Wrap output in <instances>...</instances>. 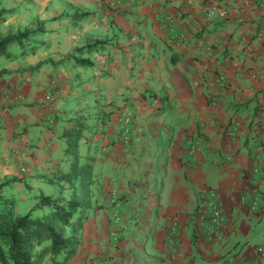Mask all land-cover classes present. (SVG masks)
Listing matches in <instances>:
<instances>
[{"label":"crops","instance_id":"1","mask_svg":"<svg viewBox=\"0 0 264 264\" xmlns=\"http://www.w3.org/2000/svg\"><path fill=\"white\" fill-rule=\"evenodd\" d=\"M94 6L71 20L75 46L71 31L33 44L26 86L0 78V150L27 188L70 198L79 179L60 178L79 132L89 208L67 264H264V0ZM96 41L89 65L54 67Z\"/></svg>","mask_w":264,"mask_h":264},{"label":"trees","instance_id":"2","mask_svg":"<svg viewBox=\"0 0 264 264\" xmlns=\"http://www.w3.org/2000/svg\"><path fill=\"white\" fill-rule=\"evenodd\" d=\"M10 10L0 9V23L5 21ZM82 16H72V20L81 19ZM65 16L54 17L48 21L36 18L32 25L22 31L8 32L0 35V56L13 61L18 57L28 54H36V46L31 45L29 50L24 46L30 44L32 38L43 36L46 33L44 25L54 23ZM104 45L103 41L86 44L75 48L63 60L54 64L61 67L71 63L74 67H83L90 64L87 58H81L83 54L99 51ZM21 49L19 54H12V47ZM39 68V65L36 66ZM0 70V78L7 74ZM80 135L77 130L67 135V147L65 153L73 157V163L69 173L60 178L71 185L79 179L78 188H73L72 195L68 200L52 198L42 195L39 198V206H48V213L39 217H33L31 213L24 215L15 214L8 207L0 210V264H44L50 260L52 264H67L74 257L79 246V229L86 220L85 214L89 208L88 183L91 176V168L88 165H79L77 146ZM80 174L81 178H78ZM82 175V176H81ZM16 182L15 179L0 183V192ZM61 258V259H58Z\"/></svg>","mask_w":264,"mask_h":264},{"label":"rangeland","instance_id":"3","mask_svg":"<svg viewBox=\"0 0 264 264\" xmlns=\"http://www.w3.org/2000/svg\"><path fill=\"white\" fill-rule=\"evenodd\" d=\"M106 2L107 0H0V9L3 8L11 11L10 14L6 15L5 21L0 23V35H4L8 32L22 31L26 27L32 25L36 18L50 19L52 17L65 16V18L68 17L67 23H62V25H60V23H58L59 21H56L47 24L46 28L50 30V37L46 39V41H42L43 39H39L40 41L32 39L30 44L24 46V49L29 50L31 45L38 44L39 42H60L63 40L61 34L64 35L70 31L73 33L72 37L71 35H67L72 40L71 46H75L76 41L73 37L75 30L74 23L72 22L73 14H82L84 10H90L91 6H94V4H97L99 8L105 6L109 10L116 8H110ZM65 18L60 21L65 20ZM55 48L57 47H52V50ZM20 50L19 47L14 46L9 49V52L18 54ZM56 50L58 49H55L52 53L58 54ZM40 55L43 56V54ZM27 56H25L26 58H19V61L16 60L14 62L0 56V70L8 72L2 76V78H18L21 79L26 86L30 81L31 72L36 70V63L39 62V56L35 58ZM18 65L22 66L16 73L7 70V68L15 69ZM8 163L9 160L6 159V154H3L0 150V183L11 181L12 179L16 180V182H10L9 185L1 190L0 210L5 207H10L15 214L24 215L26 213H31L33 217H39L48 213L50 210L48 206H39L40 196L48 195L52 198H62L59 195L58 189L60 188H57V185H53L51 188H48L46 185L41 188H27V185L22 183V179L18 177L25 173L24 167L19 166L15 171L5 166ZM9 164H12V162L10 161Z\"/></svg>","mask_w":264,"mask_h":264},{"label":"built area","instance_id":"4","mask_svg":"<svg viewBox=\"0 0 264 264\" xmlns=\"http://www.w3.org/2000/svg\"><path fill=\"white\" fill-rule=\"evenodd\" d=\"M126 1H129V0H107L106 3H107V5H109L110 8H115V7L118 8V7L122 6L124 4V2H126ZM216 82L220 87H223V85H225V79L221 76L217 78ZM132 119H133V117H132V114H130V113L124 117L123 125L126 128V132L129 131V129L132 125ZM221 220L222 219H221L218 207L216 205H213L211 208V224L209 227L210 231H212L214 229V227L221 222ZM170 250L174 251L172 243L170 244Z\"/></svg>","mask_w":264,"mask_h":264}]
</instances>
